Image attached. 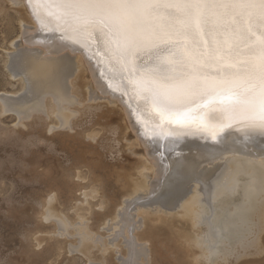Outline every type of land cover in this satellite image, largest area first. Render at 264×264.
Masks as SVG:
<instances>
[{"label":"bare ground","instance_id":"obj_1","mask_svg":"<svg viewBox=\"0 0 264 264\" xmlns=\"http://www.w3.org/2000/svg\"><path fill=\"white\" fill-rule=\"evenodd\" d=\"M11 3L22 7L19 9L23 11L21 34L25 35L27 44L23 49L39 51L42 59L34 62L35 71L31 73L36 94L16 102L25 94V80L14 76L9 69L11 54L18 43L11 42L13 50L7 53L6 67L21 89L16 96L0 93L2 111L15 114L21 124L33 117L44 120L52 136L64 138V143L73 148L94 146L92 142L99 144L110 127V133L146 149V158L137 161L139 164L122 180L123 196L117 202L112 201L95 175L99 152L94 167L80 161L68 170L69 183L76 192L68 190L72 198L69 206L64 207L60 190L50 188L39 218L45 230L36 232L32 240L34 247L41 248L39 253L49 252L54 264H60V257L67 254H76L85 264H233L245 256L263 253L264 159L252 153L224 152L220 156L211 138L226 137L229 143L234 138L243 140L251 132L246 124L215 133L201 123L203 111L186 110L184 126L191 129L190 134L165 137L158 129L155 134L158 143L149 144L152 134L148 129L155 123L152 113L137 109L133 114L129 104L135 109L136 101L129 100L123 87L114 80L112 88L107 87L112 72L120 71L118 62L96 55L95 44L88 46L87 54L76 46L75 52L65 49L57 54L53 49L49 55V47L41 43L44 37L38 33L39 26L27 0H11ZM60 35L56 33L57 37ZM63 58L74 67L66 87L61 83ZM104 98L117 104L110 111L119 115L121 124L113 127L110 123L102 124L108 113L99 112L101 105L96 102ZM92 109L98 111L92 125L76 130L84 121L82 113ZM141 131L145 132L144 137ZM252 147L258 151L260 145L256 143ZM213 152L217 154L215 159ZM177 164L188 166L194 175L204 178L203 192L193 182L190 192L187 188L181 190L180 196L184 198L161 203L152 190ZM221 174L227 188L215 187L210 210L202 201L209 199V187Z\"/></svg>","mask_w":264,"mask_h":264},{"label":"snow or ice","instance_id":"obj_2","mask_svg":"<svg viewBox=\"0 0 264 264\" xmlns=\"http://www.w3.org/2000/svg\"><path fill=\"white\" fill-rule=\"evenodd\" d=\"M27 4L49 55L53 49L57 54L65 49L75 52L76 46L87 54L88 46L95 44L96 55L118 62L120 71L112 72L107 87L112 88V80L123 87L129 100L136 101L135 109L129 104L133 114L137 109L152 113L149 144L158 143V129L165 137L190 134L184 126L186 110L200 109L201 123L209 131L219 133L238 124L251 129L243 140L234 138L231 143L213 135L220 156L252 153L264 159V0H27ZM41 59L39 51L16 44L9 69L25 80V94L16 102L36 94L31 73ZM63 59L61 83L66 87L74 67ZM256 143L258 151L252 147ZM216 155L213 152L212 159ZM222 176L210 185L209 199L202 201L210 210L215 187L227 188ZM193 182L203 192L204 178L177 164L158 181L152 195L161 203L184 198L181 190L190 192Z\"/></svg>","mask_w":264,"mask_h":264},{"label":"rangeland","instance_id":"obj_3","mask_svg":"<svg viewBox=\"0 0 264 264\" xmlns=\"http://www.w3.org/2000/svg\"><path fill=\"white\" fill-rule=\"evenodd\" d=\"M18 7L11 0H0V93L15 96L20 93L21 84L13 81L9 75L6 67L7 53L13 50L10 44L16 41L20 42L21 48L27 47L25 35L21 34L20 19L23 11L20 12L22 7ZM96 104L101 105L99 112L104 110L108 113V117L101 121L102 124H121L119 115L110 111L116 109V103L104 98ZM97 112L92 109L87 114L82 113L84 121L76 130L92 125ZM23 123H20L15 114L5 113L0 107V264H54L49 259V252L39 253L41 248L34 247L32 243L34 234L45 230L40 225L39 218L43 200L50 188L60 190L64 207H68L72 198L68 190L76 192L69 183L68 170L80 161L94 167L99 152L101 157L99 164L94 167L95 175L101 180L104 191L112 201L117 202L123 196L122 180L141 162L140 159L146 158V149L141 145L127 143L110 133V127L106 129L109 131L99 144L92 142L94 146L76 145L73 148L64 143V138L52 136L44 120L33 117ZM132 132L130 133L135 135ZM65 256L60 257V264H85L76 254ZM235 263L264 264V251L260 255L240 258L233 264Z\"/></svg>","mask_w":264,"mask_h":264},{"label":"water","instance_id":"obj_4","mask_svg":"<svg viewBox=\"0 0 264 264\" xmlns=\"http://www.w3.org/2000/svg\"><path fill=\"white\" fill-rule=\"evenodd\" d=\"M212 142H214V141H212Z\"/></svg>","mask_w":264,"mask_h":264}]
</instances>
